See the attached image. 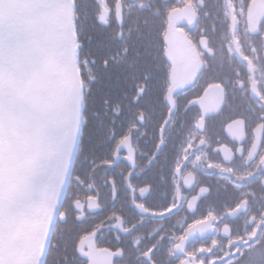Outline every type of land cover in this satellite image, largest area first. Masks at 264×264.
I'll return each instance as SVG.
<instances>
[{
  "label": "snow or ice",
  "instance_id": "snow-or-ice-1",
  "mask_svg": "<svg viewBox=\"0 0 264 264\" xmlns=\"http://www.w3.org/2000/svg\"><path fill=\"white\" fill-rule=\"evenodd\" d=\"M0 264H264V0H0Z\"/></svg>",
  "mask_w": 264,
  "mask_h": 264
},
{
  "label": "flooded vegetation",
  "instance_id": "flooded-vegetation-1",
  "mask_svg": "<svg viewBox=\"0 0 264 264\" xmlns=\"http://www.w3.org/2000/svg\"><path fill=\"white\" fill-rule=\"evenodd\" d=\"M158 83L162 86L163 85V79L161 78ZM204 83L205 80L201 79V81L199 82V84H197V86L193 89L187 90L182 96H181V105L183 106L184 101H187L189 98L191 99H195L197 98L198 94L202 95V91L201 89L204 87ZM233 113L235 112L236 108L239 106V102L238 101H233ZM154 111L156 112L157 117L161 116L164 114V104L161 103L159 100L157 101L156 104V108L154 109ZM194 113H189L188 118L191 117V115H193ZM227 119V113L224 116L219 117L216 120L213 121H209V130H210V134L213 135L214 137H216L218 140H223L225 143H228L229 146H232V142L230 140V137L228 136V133L226 131L225 128V121ZM155 127V124L150 125L148 129H146V131H148L149 136H151V132L152 129ZM92 146L95 149V155L96 158L99 159L100 157H103L107 154L108 152V145L106 143H102V139H103V133L101 131H93L92 133ZM136 144L138 145V147L140 149H150L151 145L147 144L144 137L141 136L140 138H138L136 140ZM126 155L127 152L126 150H122L121 153V161L120 166L116 167V165L112 166V169L109 171L108 173V179L109 182H111L112 179H117V181H119V177L121 172L124 171L125 167L128 165V161L126 160ZM104 177H105V173L100 171L99 169H97V184L100 186V190H101V196L104 198H107L108 195V189L107 186L104 184ZM144 180H149L151 181L153 184H155L157 186V190L152 193L150 196H145L142 199L145 200H149L150 203H152L153 201L157 204H162L164 202V197L165 195L169 192V188L166 187L165 185H163L160 181L159 176L156 175L155 171L149 173V174H145V173H139L138 174V178L134 181V183L136 184H140L141 186H143V181ZM212 178L209 177L207 178V182H211ZM86 191V190H85ZM186 193L190 190H185ZM198 191V189H197ZM137 196H139V193L137 192ZM81 198L83 199V195L81 196ZM190 198V197H189ZM228 197H225L224 194H221L219 198H214L215 199V203L217 205H219L221 202H223L225 199H227ZM123 199V198H122ZM212 201H205L204 203L200 204V213H203L207 210V208L212 204ZM117 207H121V205H117ZM98 211H103V209L98 210ZM137 210L128 205L125 207V218L126 221L128 219H134L133 213L136 212ZM171 215V214H170ZM184 214L181 213L180 215L176 216L174 219H172L171 221H169L170 224L175 225V224H182L184 223ZM96 218H103V216H99ZM189 220H191V215L189 214ZM91 221H89L88 224L83 225V228H88L90 225ZM155 225L153 224V227ZM115 236H116V231H112V232H108V231H104L102 234L98 233V240L97 242L102 245V246H109V245H114L116 243L115 240Z\"/></svg>",
  "mask_w": 264,
  "mask_h": 264
}]
</instances>
